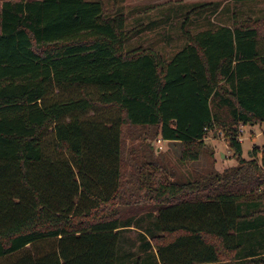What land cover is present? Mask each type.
<instances>
[{
  "label": "trees",
  "instance_id": "obj_1",
  "mask_svg": "<svg viewBox=\"0 0 264 264\" xmlns=\"http://www.w3.org/2000/svg\"><path fill=\"white\" fill-rule=\"evenodd\" d=\"M110 13L0 0V264H264V163L240 142L264 124V15L182 27L186 45L164 61L126 51ZM126 127L146 130L129 158ZM217 131L237 164L194 181L168 180L147 142L197 162Z\"/></svg>",
  "mask_w": 264,
  "mask_h": 264
},
{
  "label": "rangeland",
  "instance_id": "obj_2",
  "mask_svg": "<svg viewBox=\"0 0 264 264\" xmlns=\"http://www.w3.org/2000/svg\"><path fill=\"white\" fill-rule=\"evenodd\" d=\"M102 3L108 12H112L110 14L122 13L124 16L125 29L128 33L124 43L126 51L138 48L152 50L164 61H169L186 45L182 27L195 34L206 27L231 25L235 14L241 20L257 19L264 15V3L234 4L230 0H102ZM203 3L218 5L214 10L209 8L202 14H189L194 9L193 4ZM188 18L190 22L187 21ZM68 95L69 93L64 96ZM240 130L243 157L248 158V153L255 151L258 162L264 163V124L244 126ZM145 134L146 130L128 127L123 129L127 158L133 148L146 149L140 146ZM147 142L155 154L154 160L166 167L168 180L176 182L194 181L212 173H221L237 164L228 139L220 131L215 135L209 132L206 142L212 152L210 157H207V154L197 162H181L178 157L180 149L177 145L160 142L153 137H147ZM259 216L264 219L263 213ZM259 216L255 218L258 219ZM127 237L134 240L135 231L127 233Z\"/></svg>",
  "mask_w": 264,
  "mask_h": 264
},
{
  "label": "crops",
  "instance_id": "obj_3",
  "mask_svg": "<svg viewBox=\"0 0 264 264\" xmlns=\"http://www.w3.org/2000/svg\"><path fill=\"white\" fill-rule=\"evenodd\" d=\"M87 1H98V0H87ZM100 1H102V0H100ZM130 229H131V232L132 231H135V232L138 231L137 229H134V228H130Z\"/></svg>",
  "mask_w": 264,
  "mask_h": 264
}]
</instances>
